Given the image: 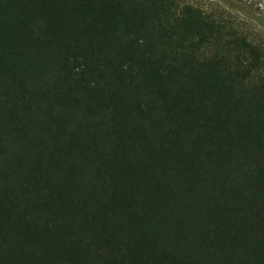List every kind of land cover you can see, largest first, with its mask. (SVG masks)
<instances>
[{
  "label": "trees",
  "instance_id": "16d2710c",
  "mask_svg": "<svg viewBox=\"0 0 264 264\" xmlns=\"http://www.w3.org/2000/svg\"><path fill=\"white\" fill-rule=\"evenodd\" d=\"M262 8L0 0V264H264Z\"/></svg>",
  "mask_w": 264,
  "mask_h": 264
},
{
  "label": "rangeland",
  "instance_id": "374dc122",
  "mask_svg": "<svg viewBox=\"0 0 264 264\" xmlns=\"http://www.w3.org/2000/svg\"><path fill=\"white\" fill-rule=\"evenodd\" d=\"M238 2L243 3V5H247L249 7H252L256 9L257 7H260L264 10V0H235Z\"/></svg>",
  "mask_w": 264,
  "mask_h": 264
}]
</instances>
